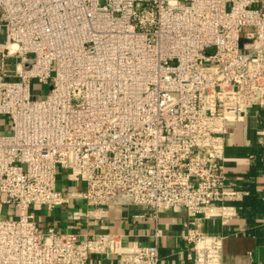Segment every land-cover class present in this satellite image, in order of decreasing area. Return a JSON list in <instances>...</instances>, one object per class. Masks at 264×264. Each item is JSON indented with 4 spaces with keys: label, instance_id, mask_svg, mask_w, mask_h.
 I'll list each match as a JSON object with an SVG mask.
<instances>
[{
    "label": "built area",
    "instance_id": "obj_1",
    "mask_svg": "<svg viewBox=\"0 0 264 264\" xmlns=\"http://www.w3.org/2000/svg\"><path fill=\"white\" fill-rule=\"evenodd\" d=\"M0 37V264H182L157 241L43 228L30 209L229 214L242 194L224 136L264 104V0H0ZM60 177L81 189L65 197ZM183 238L188 264L223 263L222 236L189 223Z\"/></svg>",
    "mask_w": 264,
    "mask_h": 264
},
{
    "label": "crops",
    "instance_id": "obj_2",
    "mask_svg": "<svg viewBox=\"0 0 264 264\" xmlns=\"http://www.w3.org/2000/svg\"><path fill=\"white\" fill-rule=\"evenodd\" d=\"M245 111L229 118L230 131L224 136L227 186L242 194L240 200L226 203L229 214L189 218L183 209H166L157 224L145 208L119 204L101 211L80 198H70L53 210L33 207L30 213L43 228L54 227L80 237L117 234L125 246H148L157 241L163 262L182 264H188L192 251L183 238L186 224L191 223L206 235L223 237L222 264H264V104ZM7 130V119L0 117V132ZM60 182L65 197L81 189L65 178L60 177ZM98 259L92 257L89 264H97ZM117 261L111 254L102 258L105 264Z\"/></svg>",
    "mask_w": 264,
    "mask_h": 264
},
{
    "label": "rangeland",
    "instance_id": "obj_3",
    "mask_svg": "<svg viewBox=\"0 0 264 264\" xmlns=\"http://www.w3.org/2000/svg\"><path fill=\"white\" fill-rule=\"evenodd\" d=\"M0 41H3V39L1 37H0ZM50 88L51 87H49V86L47 87V85L41 86V85L36 84V86H35L36 93H38V94L42 93L43 91L48 92ZM61 183L62 182H60V179H59V182H58L59 188H60ZM1 211H2V215H6V212L13 214L15 212V208L13 206H4V207H2Z\"/></svg>",
    "mask_w": 264,
    "mask_h": 264
}]
</instances>
